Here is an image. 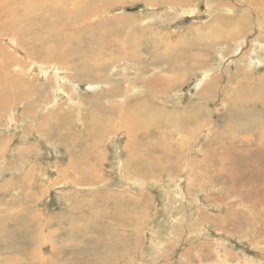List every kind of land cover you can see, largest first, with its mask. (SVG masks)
I'll list each match as a JSON object with an SVG mask.
<instances>
[{
	"label": "rangeland",
	"instance_id": "rangeland-1",
	"mask_svg": "<svg viewBox=\"0 0 264 264\" xmlns=\"http://www.w3.org/2000/svg\"><path fill=\"white\" fill-rule=\"evenodd\" d=\"M84 1L37 0L42 11L31 15L29 0H0V33L14 37L0 36V82H17L7 86L13 99L0 102V264H264V141L247 131L258 115L239 130L232 107L240 87L264 74L263 7L95 0L84 14ZM76 7L78 18L65 21ZM41 13L48 28L38 33L30 23ZM240 14L237 39L226 36ZM9 19L13 29H5ZM147 52L162 61L159 79L175 84L158 96L142 93L155 75L139 70L144 59L134 54ZM205 74L214 80L207 113L194 120L199 129L179 120L169 142L162 134L171 130L159 134L146 116L142 127L121 124L123 97L131 114L139 95L182 109L198 102ZM8 95L0 86V101ZM253 97L242 103L261 115L264 91ZM153 138L174 146L175 157L158 147L148 154ZM134 156L143 163L131 164Z\"/></svg>",
	"mask_w": 264,
	"mask_h": 264
},
{
	"label": "bare ground",
	"instance_id": "bare-ground-1",
	"mask_svg": "<svg viewBox=\"0 0 264 264\" xmlns=\"http://www.w3.org/2000/svg\"><path fill=\"white\" fill-rule=\"evenodd\" d=\"M151 1L158 2V0H151ZM170 2L171 3H174L175 0H170ZM248 2H250L251 8L253 7V9H254L255 7H260L261 6V7H263V10H264V0H248ZM92 3H93V5H95V0H88V2L87 1H84V8L82 9V12L84 14H86L87 12H90L91 10H93L92 9ZM29 4H30V8H29V12H28L29 14H31V15L38 14V12H39L40 9H41L40 12L42 11V7L41 6H40V9L39 10L36 7L37 6V0H29ZM65 4L68 5V4H71V2H66ZM78 10L80 11V8L76 7L73 10L70 11V14L64 15L65 21H68L69 22L70 15H71V17L73 19H77L78 17H77V15H75V13H77ZM13 12H15V11H13ZM194 14H195V16H199L198 15L199 13L194 12ZM238 16H239L238 18H229V20L227 22L228 25L233 24V27L232 28H235L236 26L241 25L244 15H241L240 14ZM263 16H264V12H263L262 17ZM45 17H46V15H43V13H41L40 15H37V17H34L33 21H31L30 25L33 27L34 30H36V32L43 33L45 31V27L48 28V26L46 25L47 20L45 19ZM12 18H10V19H12ZM10 19L6 22L5 29H7V28L13 29L14 28V25L11 23ZM112 24H114V23H111V28H113ZM206 26H208V25H206ZM257 26H258V24H257ZM64 28L65 27L63 26L62 29H64ZM2 29H4V28H2ZM228 29H230V27ZM235 30L237 32V30H240V29H237V28L230 29V30L227 31L226 36H228L230 38H233V39H237V37H234L235 36L234 34H236ZM4 33H5V31H3L2 33H0V36H4L5 35ZM93 34L95 35V33H93ZM214 35L215 34L211 35L210 37H212ZM5 36H6V39H12V40H14V37L13 36L12 37L11 36H7V35H5ZM153 36H154L153 39H155L154 42H156V44H160V45L163 44L164 34H160V32H155L154 31ZM221 38H222V35H219L217 37L216 41L219 40V39H221ZM36 41H37V43H41L39 39H37ZM61 42H63V41L61 40ZM92 42H94V41H92ZM258 44L259 43L257 42V45ZM53 51H54V48H53ZM53 51H51L49 53H46L45 56H44V58H46L47 56L49 58L51 56V53ZM1 52H3V51H0V53ZM26 53H28V51ZM187 53H189V52H187ZM146 54H149L150 55L151 53L150 52H147V53H142V54H140V53L134 54L135 55L134 56L135 62H138L139 60H143L144 59V61H141L140 63H138L139 66H141V68L138 66V69L139 70L141 69L143 71V73L146 74V75H147V73L149 71L151 72V74H154L155 75L154 76L155 78L153 77V78H150L149 81L148 80L147 81H144V83H146V85H145L144 88H147V89H146V92L143 91L142 93L147 94L149 92H152V93H154V95H156L155 93H158V92H161V91L164 92L166 90H170L171 88H173L175 84L174 85H171V84L168 85V82L165 83L164 82V79H162V78L159 79V76L157 75L158 70L162 67V61L159 60V59H156V60L154 59L153 60L151 58H147L148 55H146ZM145 55H146V57H145ZM182 55H185V53H183ZM145 60H147L148 63H145ZM171 60H172V58H171ZM32 65L34 67L37 66L34 62H32ZM172 65L173 64H170L169 63V66H167V68H166V71H167V73L169 75H170V72L172 71ZM149 67H150V69H149ZM51 70H52L53 73H55V74L57 73V69H55L54 66H52V69ZM43 72H44V69H43ZM48 75L49 74L44 73V76L45 77H47ZM7 79L9 81V85H12V86L17 85V82L14 79H13V81L10 80L11 77H8ZM213 80L214 79L212 77H210L209 74H205L204 76H202V79L196 85V88L197 89H196V92L194 94L195 95V98H196V100L198 102H196L195 104H193L191 106L182 108V109H179V108L178 109H176V108H173V109L172 108L171 109L158 108V107L152 105L151 103H149L148 98H147V95H146V97H144V95H139L138 97H140V101H135L133 103V105H134V112L131 114V111H132L131 108L129 107L130 108V111H128L127 108H125V104L126 103H125V99L123 97L122 100L120 101L119 105H118L119 107H122V109H120V113H119L120 116H121L120 122L126 128H130V127L131 128H135V127H142L141 121L144 118H146V117L147 118H150V120H154V121L160 123V128L157 127V129L159 128V130H158V133L159 134L161 132L164 133V130H166V129H170L171 130L168 137L165 136L166 133H164V134L161 133V134H162V138H165L166 141L171 140L169 142H172L173 139H175L173 137L176 134V131L181 128V126L179 124L180 123L179 120H181V123H182L183 120H186V121H189V124H192L193 122H195L194 120H196L197 118L204 117L206 115L207 109H205L206 108L205 105L208 104L207 101L210 99V97H209L210 94L208 92L209 91H212L211 85H212ZM62 81H64V79L63 78H59L58 79V82L59 83H57V84H61ZM9 85H5L2 81L0 82V86H3V90H4L5 93H7V95H8L7 86H9ZM77 86L79 87V85H77ZM158 87L161 88V90ZM156 88H158V89H156ZM88 89L89 88L86 87V89H84V90H88ZM239 90H240L239 92L242 93V95L238 98V100H233L235 103H233V105H232V107H235V109H237L240 112V114H235L234 115V117L240 118V121H241V123H236V124H239L238 125L239 130H245L243 128L246 127V126H251V123L253 121V118L257 114L258 116H257V120L256 121L258 123L255 121L254 122V126H252L249 129H247V131L248 130H254V129L259 130L260 131L259 132V137L260 138H263L262 141H264V101L260 100V102H259V103H262V107H259L261 109L260 111H263V112H261V115L259 113H256V111L258 109L257 108L258 107L257 105H255V106H248L247 104H244L245 102L247 103L246 100H248V101L249 100H252L254 102L259 101V99L257 100V98H255L253 96L258 91H264V74L261 75L260 77H258V79L255 80V82H253V83H251L249 85L247 84L246 86L245 85L241 86ZM60 92H61V88H58L57 94L60 93ZM126 92L130 94L132 92V89H128ZM251 94H253V95H251ZM13 95H11V96L8 95L9 97H7L6 99H2V101H0V102H2V104L4 102H10L13 99V97H12ZM156 96H158V95H156ZM113 97H115V93L114 92H113V94L111 93V99H113ZM23 98L24 97L22 96V94H17L15 101H20ZM242 102H244V103H242ZM230 115H231V113H227L225 116L226 117H229ZM242 118H244V119H242ZM191 121H192V123H191ZM249 121H251V122H249ZM142 122L145 123L146 121H142ZM195 123H196L197 127L194 128L193 126L191 127V125H187L186 126V130L187 131H190L191 128L193 130L199 129L201 127L199 125L203 124V123H197V122H195ZM92 129H91V132H93V130H94V131H98V134L101 133L100 130H95V129L92 130ZM94 134H95V132H94ZM152 140L155 141L156 144L152 142L151 145L149 146V148L146 149V150H151L152 151V153L151 152L150 153L148 152V154H152L153 155V152H154L153 151V148H157L158 147L157 150H159V149L162 150V155H164L163 156L164 158L171 159V158L175 157V154H176L175 153V150L176 149L173 148L174 146H171L172 147L171 148L169 146V144H170L169 142H168L169 144L167 143V145L165 146L164 144L160 143L158 140H155V138H153ZM160 141H162V140H160ZM87 161H90V159H88ZM129 162L131 164L136 165V166L137 165H140L141 163H143L142 160H139V158H137V157L135 158V156L133 158H131V161H129ZM149 164H151V163H148V165ZM93 179L90 178V180H88V182L89 181H93ZM28 215H30V214H28ZM32 216H33V214H32ZM35 226H33L31 229L30 228L29 229L31 231L34 230V232H36L35 229L38 230L39 227L37 228V225H35Z\"/></svg>",
	"mask_w": 264,
	"mask_h": 264
}]
</instances>
